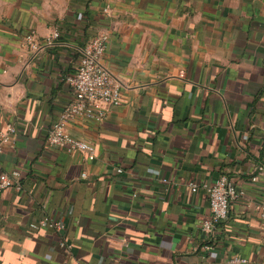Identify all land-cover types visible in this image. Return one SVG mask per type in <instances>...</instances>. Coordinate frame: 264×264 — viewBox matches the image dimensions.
I'll list each match as a JSON object with an SVG mask.
<instances>
[{
	"label": "crops",
	"instance_id": "crops-1",
	"mask_svg": "<svg viewBox=\"0 0 264 264\" xmlns=\"http://www.w3.org/2000/svg\"><path fill=\"white\" fill-rule=\"evenodd\" d=\"M101 32L122 97L101 123L68 124L94 145L89 161L47 138ZM7 124L16 142L0 175L18 178L0 190V264H264V174L252 181L264 167V0H0V132ZM222 176L244 194L206 235L209 199L189 184ZM45 217L64 230L31 227Z\"/></svg>",
	"mask_w": 264,
	"mask_h": 264
},
{
	"label": "built area",
	"instance_id": "built-area-1",
	"mask_svg": "<svg viewBox=\"0 0 264 264\" xmlns=\"http://www.w3.org/2000/svg\"><path fill=\"white\" fill-rule=\"evenodd\" d=\"M108 9L106 8L105 12H108ZM79 21L84 23V17L79 16ZM60 37L61 30L57 28L45 40V44L52 45ZM24 44L34 52L39 51L42 47L35 30L28 32ZM107 45L108 35L106 32H101L85 42L75 74L66 79V82L73 89L74 98L63 110L58 122L53 125L47 138L49 146L63 150L68 154L85 153L89 161H94L96 157L94 145L71 136L67 132V126L76 119L101 123L105 120L110 108L121 105L120 85L102 64ZM16 133L17 129L13 124H7L0 132V157L7 147L15 145ZM259 172L260 174L252 178L253 182H258L260 175L264 174V167H260ZM83 177H86L85 173ZM16 178H18V173H13L12 176L1 174L0 190L11 187L16 182ZM163 182L165 183L167 180L165 179ZM189 187L192 193L203 190L208 196L210 217L202 221L200 225L201 232L206 235L213 234L216 227L227 219L230 204L239 201L244 194L227 176L220 177L214 183H190ZM255 209L264 229V197L256 202ZM31 227L34 229H48L56 233L64 230L61 221H55L49 217L37 221ZM62 246L65 247L64 244ZM227 263L250 264L247 258L239 255L229 257Z\"/></svg>",
	"mask_w": 264,
	"mask_h": 264
}]
</instances>
